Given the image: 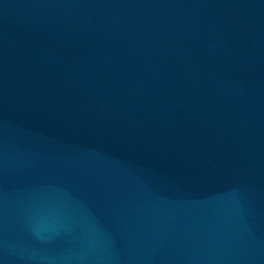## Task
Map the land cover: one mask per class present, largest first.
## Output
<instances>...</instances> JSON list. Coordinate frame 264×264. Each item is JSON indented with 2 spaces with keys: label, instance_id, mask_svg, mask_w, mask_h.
Returning <instances> with one entry per match:
<instances>
[{
  "label": "water",
  "instance_id": "95a60500",
  "mask_svg": "<svg viewBox=\"0 0 264 264\" xmlns=\"http://www.w3.org/2000/svg\"><path fill=\"white\" fill-rule=\"evenodd\" d=\"M0 264H264V0H0Z\"/></svg>",
  "mask_w": 264,
  "mask_h": 264
}]
</instances>
